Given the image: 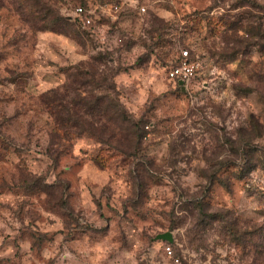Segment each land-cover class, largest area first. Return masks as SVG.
Returning a JSON list of instances; mask_svg holds the SVG:
<instances>
[{
  "label": "rangeland",
  "instance_id": "obj_1",
  "mask_svg": "<svg viewBox=\"0 0 264 264\" xmlns=\"http://www.w3.org/2000/svg\"><path fill=\"white\" fill-rule=\"evenodd\" d=\"M82 1L0 0V264H264V0Z\"/></svg>",
  "mask_w": 264,
  "mask_h": 264
},
{
  "label": "built area",
  "instance_id": "obj_2",
  "mask_svg": "<svg viewBox=\"0 0 264 264\" xmlns=\"http://www.w3.org/2000/svg\"><path fill=\"white\" fill-rule=\"evenodd\" d=\"M123 5L120 3H103L94 0H85L84 5H79L72 15V20L83 30L96 33L101 26L99 21L102 18L114 20L121 12ZM137 13L143 17L147 14L145 6L138 5ZM191 48L181 49L178 60L172 64L167 72V78L170 81L178 83L184 81L185 91L190 89L199 90L198 77L200 73V57ZM164 261L160 264H184L181 256L177 255L173 244L166 243L164 246Z\"/></svg>",
  "mask_w": 264,
  "mask_h": 264
},
{
  "label": "trees",
  "instance_id": "obj_3",
  "mask_svg": "<svg viewBox=\"0 0 264 264\" xmlns=\"http://www.w3.org/2000/svg\"><path fill=\"white\" fill-rule=\"evenodd\" d=\"M84 4H85V0H83V1L80 3V5H84ZM176 85H177L179 88H181L180 85H179L178 83H176ZM51 105H52V104H51ZM49 107H51V106L49 105ZM62 108L67 112V117H68V118H67V119H62V120H60V121L70 122V121H71V118H70V109H69L67 106H63V105H62ZM52 111L54 112V110L51 109L50 115H53V114H52ZM87 111H89V108L85 111V113H86ZM109 121H111V119H110ZM74 127H76V126H74ZM79 129H80V128H79ZM81 130H83V131H88L89 133H93L92 130H89V129L86 127L85 123L82 124V126H81ZM93 134H94V133H93ZM130 136L133 137V140L137 139V132L135 131V129H133V131L130 133ZM138 137H139V136H138ZM145 138H146V136H145ZM126 139H128V136H126Z\"/></svg>",
  "mask_w": 264,
  "mask_h": 264
},
{
  "label": "water",
  "instance_id": "obj_4",
  "mask_svg": "<svg viewBox=\"0 0 264 264\" xmlns=\"http://www.w3.org/2000/svg\"><path fill=\"white\" fill-rule=\"evenodd\" d=\"M179 85L185 91L184 81H180ZM155 240L172 244L174 242V236L171 232L161 233L156 236Z\"/></svg>",
  "mask_w": 264,
  "mask_h": 264
}]
</instances>
